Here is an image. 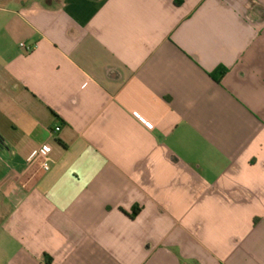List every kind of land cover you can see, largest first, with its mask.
Instances as JSON below:
<instances>
[{"label":"crops","instance_id":"0c3cea01","mask_svg":"<svg viewBox=\"0 0 264 264\" xmlns=\"http://www.w3.org/2000/svg\"><path fill=\"white\" fill-rule=\"evenodd\" d=\"M0 264H264V0H0Z\"/></svg>","mask_w":264,"mask_h":264},{"label":"built area","instance_id":"2783aa9c","mask_svg":"<svg viewBox=\"0 0 264 264\" xmlns=\"http://www.w3.org/2000/svg\"><path fill=\"white\" fill-rule=\"evenodd\" d=\"M20 46L25 48L26 50H28V48H26L23 44H21ZM59 130H60L59 127H55L53 129V133H56ZM49 153H50V146L48 144H44L41 147H39L38 149L34 150L28 156V159H26V162L28 164L38 162L41 170L46 172L49 170L50 162H51L50 157H49Z\"/></svg>","mask_w":264,"mask_h":264},{"label":"trees","instance_id":"16d2710c","mask_svg":"<svg viewBox=\"0 0 264 264\" xmlns=\"http://www.w3.org/2000/svg\"><path fill=\"white\" fill-rule=\"evenodd\" d=\"M224 74H225L224 68H217L210 75L216 82H219V80L223 77ZM135 215H137V209L132 212V216H135Z\"/></svg>","mask_w":264,"mask_h":264}]
</instances>
